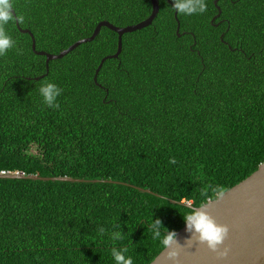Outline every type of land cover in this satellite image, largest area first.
Segmentation results:
<instances>
[{
  "label": "trees",
  "instance_id": "obj_1",
  "mask_svg": "<svg viewBox=\"0 0 264 264\" xmlns=\"http://www.w3.org/2000/svg\"><path fill=\"white\" fill-rule=\"evenodd\" d=\"M11 3L0 173L83 181L1 178L0 264H116L113 248L151 264L167 231L186 224L191 208L178 203L199 207L202 188L226 192L264 163V0H205L202 14L177 13L179 33L176 9L159 0L153 23L125 34L101 68L118 49L106 27L48 64L36 51L58 55L102 21L142 22L151 0ZM44 82L62 89L58 108L45 104ZM154 220L163 225L155 239Z\"/></svg>",
  "mask_w": 264,
  "mask_h": 264
},
{
  "label": "water",
  "instance_id": "obj_2",
  "mask_svg": "<svg viewBox=\"0 0 264 264\" xmlns=\"http://www.w3.org/2000/svg\"><path fill=\"white\" fill-rule=\"evenodd\" d=\"M168 1L173 6V2L171 0ZM219 1L220 0H214V4L217 5ZM151 3L152 13L144 21L125 27H117L108 21H102L97 25L94 34L91 37L77 41L58 55L36 51V40L31 31L28 29H22L18 20L17 26L22 33H28L31 35L33 49L36 51L37 55L46 56L47 64L51 60H58L65 57L81 44L93 41L98 37L103 27L112 30L118 34V49L114 55L106 56L102 60L99 67L101 68L106 59H116L119 57L122 52V42L125 34L140 31L149 27L157 18L160 12L159 0H151ZM218 10L219 13L212 20L214 26H217L214 24V21L221 14L219 7ZM177 13L178 12L175 11L176 19ZM177 23V33H179L180 23L178 19ZM1 178L41 180L45 182L83 181L70 177L42 178L36 175H26L24 173L11 174L4 172L0 173V179ZM133 187L143 192L152 193L149 190H144L137 186ZM172 203L176 204L178 202L172 201ZM178 204H182L191 209L195 208L191 204L189 205L185 202ZM207 212L215 218L218 224L227 225L230 228L228 239L221 247V251L224 247L231 249L229 256L226 259L218 258L217 253L212 252L206 244L197 243L196 237L192 238V232L188 231L187 225L185 224L184 227L176 233V244L167 250L164 249L151 264H264V163H262L249 177L226 191L223 199L214 202L207 208ZM174 249L180 252V256L177 261H170L167 259V254Z\"/></svg>",
  "mask_w": 264,
  "mask_h": 264
},
{
  "label": "clouds",
  "instance_id": "obj_3",
  "mask_svg": "<svg viewBox=\"0 0 264 264\" xmlns=\"http://www.w3.org/2000/svg\"><path fill=\"white\" fill-rule=\"evenodd\" d=\"M173 7L182 15H193L196 13L202 14L207 11L205 0H173ZM12 13L13 4L11 3V0H0V56L6 55L8 50L14 45V41L4 29V25H6L10 20H13ZM16 19L22 21L23 18L18 16ZM39 91L48 107H59V105L56 104V99L61 94L62 89H60L56 84L44 82L42 83ZM170 163L175 164L177 161L173 158L170 160ZM209 189L217 197L215 201L209 197ZM200 194L205 198L204 202H202L199 207L192 208L189 214L183 216L187 229L189 232H192V238L196 237L197 243L206 244L212 252L217 253L218 258L226 259L229 256L231 249L224 247L221 251V247L228 239L230 228L227 225L218 224L215 218L207 212V208L214 202H218L223 199L225 190L221 186L208 185L207 187L201 189ZM187 203L190 205L191 201H187ZM150 228L157 229L154 231V239L161 236V231L159 229L163 228V225L160 220H154L150 225ZM100 232L103 234L104 229H100ZM112 238L120 239L121 233H114ZM175 238V232L167 231L162 240L163 247L166 250L173 247V245L176 244ZM127 251V248L112 249V256L115 259L116 264H133L132 258L126 257L125 255ZM179 256L180 252L174 249L168 252L167 259L170 261H177Z\"/></svg>",
  "mask_w": 264,
  "mask_h": 264
},
{
  "label": "flooded vegetation",
  "instance_id": "obj_4",
  "mask_svg": "<svg viewBox=\"0 0 264 264\" xmlns=\"http://www.w3.org/2000/svg\"><path fill=\"white\" fill-rule=\"evenodd\" d=\"M175 9V8H174ZM217 26L219 25V24H216Z\"/></svg>",
  "mask_w": 264,
  "mask_h": 264
}]
</instances>
